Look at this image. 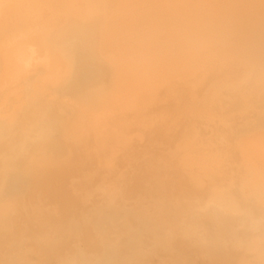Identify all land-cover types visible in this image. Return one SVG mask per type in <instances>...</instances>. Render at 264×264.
I'll use <instances>...</instances> for the list:
<instances>
[{
	"label": "bare ground",
	"instance_id": "6f19581e",
	"mask_svg": "<svg viewBox=\"0 0 264 264\" xmlns=\"http://www.w3.org/2000/svg\"><path fill=\"white\" fill-rule=\"evenodd\" d=\"M34 254L264 264V0H0V264Z\"/></svg>",
	"mask_w": 264,
	"mask_h": 264
},
{
	"label": "rangeland",
	"instance_id": "374dc122",
	"mask_svg": "<svg viewBox=\"0 0 264 264\" xmlns=\"http://www.w3.org/2000/svg\"><path fill=\"white\" fill-rule=\"evenodd\" d=\"M73 241H74V244H76V243H78L77 242V239L76 238H73ZM79 243H81V242H79ZM82 244V243H81ZM235 244L237 245V241H236V239H235ZM33 248V247H32ZM28 249V248H27ZM30 249V248H29ZM41 252H43V253H47L46 252V250H44V251H41ZM219 253H224L222 250H220V252ZM226 254H228V252H226ZM8 256V255H7ZM4 257L6 258V256L4 255ZM32 257H35V259H36V262L34 263V264H43V262L41 261V258L37 255V256H35V254H34V256H32ZM224 258V257H223ZM228 258V257H227ZM4 259V258H3ZM2 259V256H1V258H0V262H2L3 263V261H1V260H3ZM40 259V260H39ZM224 259H226V257L224 258ZM229 259V258H228ZM259 261H262V262H264V257L263 256H259L258 258H257ZM223 260V259H222Z\"/></svg>",
	"mask_w": 264,
	"mask_h": 264
}]
</instances>
